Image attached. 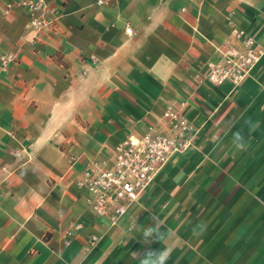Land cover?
Segmentation results:
<instances>
[{
    "label": "crops",
    "instance_id": "obj_1",
    "mask_svg": "<svg viewBox=\"0 0 264 264\" xmlns=\"http://www.w3.org/2000/svg\"><path fill=\"white\" fill-rule=\"evenodd\" d=\"M30 1L0 0V54L16 56L0 72V264H141L150 249L264 264V0H46L57 20L41 30ZM238 29L263 54L239 83H213ZM174 100L193 145L116 224L97 215L77 178ZM153 216L164 239L145 244Z\"/></svg>",
    "mask_w": 264,
    "mask_h": 264
},
{
    "label": "built area",
    "instance_id": "obj_2",
    "mask_svg": "<svg viewBox=\"0 0 264 264\" xmlns=\"http://www.w3.org/2000/svg\"><path fill=\"white\" fill-rule=\"evenodd\" d=\"M104 2L99 0V3ZM28 5L33 12L32 25L36 30L52 27L56 22L55 10L46 0H32ZM7 7L10 8L11 4ZM125 30L129 34L133 31L130 25ZM236 38L238 43L221 50L218 61L208 63L207 78L211 82L230 79L239 83L260 60L263 49L253 36L238 29ZM15 61L13 53H1L0 72L7 71ZM185 106V101L169 102L159 120L149 124L143 133H130L121 140L109 159L87 164L77 183L83 187L86 200L97 215L116 224L129 214L172 158L185 153L193 145L196 130ZM80 227L79 224L75 226L76 229Z\"/></svg>",
    "mask_w": 264,
    "mask_h": 264
},
{
    "label": "clouds",
    "instance_id": "obj_3",
    "mask_svg": "<svg viewBox=\"0 0 264 264\" xmlns=\"http://www.w3.org/2000/svg\"><path fill=\"white\" fill-rule=\"evenodd\" d=\"M232 143L234 144L237 151L245 150L246 141L243 134L239 131L232 133ZM154 224L152 226L146 227L143 229V243L150 244L153 240L163 241L164 233L159 231V228L156 226L157 218L152 217ZM203 227V226H201ZM195 235H200L202 232H194ZM167 251L158 250H148L143 257L141 258V264H166L168 259Z\"/></svg>",
    "mask_w": 264,
    "mask_h": 264
}]
</instances>
